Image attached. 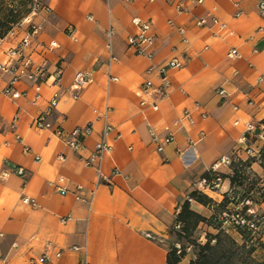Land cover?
I'll return each mask as SVG.
<instances>
[{
  "label": "crops",
  "instance_id": "crops-1",
  "mask_svg": "<svg viewBox=\"0 0 264 264\" xmlns=\"http://www.w3.org/2000/svg\"><path fill=\"white\" fill-rule=\"evenodd\" d=\"M258 3L204 0L179 13L167 0H44L51 12H31L0 37V62L7 63L8 51L32 24H41L24 56L49 76L21 79L14 85L18 97L0 95V264H28L44 255L46 264H168L184 203L212 215L192 193L221 203L231 190V165L220 167L223 182L216 191L205 188L209 169L223 158L246 160V125L264 122V15ZM136 17L151 23L152 59L129 48ZM200 19L206 23L198 25ZM173 59L182 66L167 69L170 85L155 110V95L140 90L147 81L160 87L158 70ZM81 72L92 82L76 90ZM12 77L0 70V90ZM55 93L54 128L70 132L93 124L86 150L74 152L52 130L34 126ZM106 124L113 150L100 163V176L84 159ZM150 129L175 139L159 152ZM189 263L186 257L178 264Z\"/></svg>",
  "mask_w": 264,
  "mask_h": 264
},
{
  "label": "built area",
  "instance_id": "built-area-1",
  "mask_svg": "<svg viewBox=\"0 0 264 264\" xmlns=\"http://www.w3.org/2000/svg\"><path fill=\"white\" fill-rule=\"evenodd\" d=\"M126 2H132L134 0H123ZM168 2H175L176 9L179 13H184L188 11V6L190 4H203L204 0H167ZM238 4V3H236ZM32 11L36 12L38 10H45L47 13L51 12V8L44 4V0H33L32 4ZM259 11L262 15H264V0H259L258 3ZM213 22L215 25L219 26L221 29L226 30L227 24L220 22L219 19L216 17L213 18ZM172 24V22H170ZM206 23L205 19H200L198 21V25H204ZM133 24L137 27V33L133 36L128 38V45L129 48L135 50L138 54L145 55L149 59L153 58V53L151 48L154 44V38L151 34V23L145 22L140 18H134ZM42 29L41 24H32L30 26V30L25 36V38L20 42V44L12 48L8 51L10 55V61L7 63L0 62V70L6 73L12 74V80L10 82V86L6 89L0 90V95H4L9 98H15L19 96V93L14 90V85L19 82L21 79H30V80H40V82L47 81L49 76L47 70L42 67L35 65L31 59L24 56L25 50L30 46L31 42L30 39L34 35H36ZM181 33H184V30H180ZM228 34H233L231 31ZM2 38V37H1ZM110 48V45L108 46ZM238 55V50L233 49L230 52L231 57H235ZM24 59L21 63L18 64L17 59L19 57H23ZM182 66V63L178 59H173L169 61L165 67L160 68L159 75L161 78V86L155 87L152 81H147L144 83L143 87L140 90V93L148 94V95H155L156 101L152 103L153 109H158L157 100L163 99L167 95V88L169 87L170 83L166 76L167 69L170 68H179ZM61 70L58 71L54 75L55 82L59 83L61 80ZM116 80V79H115ZM36 85V90L40 92L41 83ZM92 82V76L88 73H78L75 79V83L73 85L74 89L78 90L84 87L86 84ZM225 91L220 90L219 94L224 95ZM77 98V95L74 96ZM147 101L145 99L142 100V104H146ZM58 105V93H55L52 97L50 104L46 111L40 113L34 119V126L40 130H52L54 134L60 137L65 145H67L71 150L74 152H82L86 150L85 139L91 136L94 132L93 124L88 123L83 127H76L70 132H66L63 127L58 126L54 128L53 123L50 120V114ZM188 113H185L184 117H187ZM112 131V126L110 124H106L103 131L101 139L96 143L94 149L89 153V155L84 159V164L88 167L97 168V171L100 176H102L100 163L104 159L106 154H110L113 150L112 143L109 140V135ZM150 133L152 136V141L156 146L157 151L161 152L164 150V147L167 144H170L174 141L175 137L172 133H169L164 138H160L158 134L153 130L150 129ZM242 144H244L245 148L244 151L246 152L248 158L256 159L260 157L262 148L264 146V122L262 123H255L250 122L246 125L245 132L241 138ZM61 158V157H60ZM232 164V160L229 158H223L221 162L215 163L209 169V173L211 175L210 180H204L205 188L210 191H216L221 187L223 182L222 172L220 171V167L222 165L230 166ZM19 175L24 174V169L19 168L17 170ZM62 193H66L64 189L61 191ZM29 202V199H26ZM227 215V214H224ZM239 217V215H237ZM244 223L243 220H241ZM181 228V223H178L176 229ZM2 235L0 234V237ZM176 253L177 255L182 254V250L180 245H176ZM78 249V248H75ZM60 256V254H58ZM49 260L47 255H44L41 259L31 258L28 264H46Z\"/></svg>",
  "mask_w": 264,
  "mask_h": 264
},
{
  "label": "trees",
  "instance_id": "trees-1",
  "mask_svg": "<svg viewBox=\"0 0 264 264\" xmlns=\"http://www.w3.org/2000/svg\"><path fill=\"white\" fill-rule=\"evenodd\" d=\"M4 0H0V37H5L15 25L20 23L29 13L32 11L30 5L29 8H22L18 13L14 9H10L8 13H3ZM32 4V2H31ZM21 5H25L22 2ZM26 6V5H25ZM264 159V146L261 151L260 157L256 159L247 158L243 160L237 158L232 160L231 167L233 166V173L230 175L231 190L235 187V184L240 174L245 168H251L252 164L259 160ZM238 162V164H237ZM241 166V167H240ZM261 166L264 168V163L261 162ZM230 192V191H229ZM229 192L225 194L221 203L215 202L208 196L194 192L192 196L198 202L212 208V215L205 217L190 208V202L186 201L182 207V211L179 215V220L183 224L182 232L185 236H189L201 223H212L217 220L219 216H222L225 210H228ZM248 208L245 207V210ZM260 226L259 223H244L235 225L238 233L243 237V244H239L233 237H231L224 229L217 228L218 232L215 235L209 236L207 242L204 245H199L200 251L198 257L192 260L189 264H264V259H258L253 254L257 248L264 249V241L257 239V243L254 241L253 233L255 227ZM264 224L261 229L264 231ZM256 232V231H255ZM264 233V232H263ZM178 237H181L180 235ZM213 241H215L213 243ZM185 253L177 255L176 248H172L168 254V264H178L183 259Z\"/></svg>",
  "mask_w": 264,
  "mask_h": 264
},
{
  "label": "rangeland",
  "instance_id": "rangeland-1",
  "mask_svg": "<svg viewBox=\"0 0 264 264\" xmlns=\"http://www.w3.org/2000/svg\"><path fill=\"white\" fill-rule=\"evenodd\" d=\"M33 0H4L3 13H8L10 9H14L16 13L20 9H27L30 7ZM25 3V5H21ZM261 162L264 163V159L260 158L256 160V169H259L261 173L255 171L252 167L245 168L240 174L235 187L229 192V205L228 210H225L222 216H219L217 220L212 223H201L192 234L185 236L182 232L183 224L181 228L176 229V244L172 248L180 245L182 253H185L184 258L188 257L190 262L198 257L200 248L199 245H204L209 236L215 235L218 232L217 228L224 229L231 237H233L239 244H243V237L238 233L235 225L244 223H259L260 226L255 227L253 233L254 241L260 239L264 241V231L261 226L264 224V168L261 166ZM238 164V162H237ZM260 166V167H258ZM241 167V166H240ZM233 173V166L231 167L230 175ZM245 207L248 209L245 210ZM227 214V215H224ZM239 215V217L237 216ZM244 223H242V221ZM264 227V226H263ZM181 237H178V236ZM255 241V242H256ZM215 241H213L214 243ZM257 243V242H256ZM258 259H264V249L257 248L253 254ZM182 259V260H183Z\"/></svg>",
  "mask_w": 264,
  "mask_h": 264
}]
</instances>
